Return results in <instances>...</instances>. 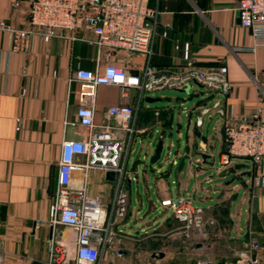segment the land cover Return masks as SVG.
<instances>
[{
  "label": "crops",
  "instance_id": "obj_1",
  "mask_svg": "<svg viewBox=\"0 0 264 264\" xmlns=\"http://www.w3.org/2000/svg\"><path fill=\"white\" fill-rule=\"evenodd\" d=\"M12 1L0 0V20L23 27L26 25L24 7L15 9ZM148 1L158 9L149 55L151 64L181 67L184 63L182 43L187 42L188 58L193 63L219 62L226 66L230 84L228 92L223 96L207 95L195 105L197 107L205 102V105L211 106L209 116L216 114L213 131L219 136L220 153L224 147L222 125L228 117H247L257 107L264 111V45L251 49L250 31L237 20L235 7L238 0ZM162 31L165 33L162 34ZM10 43V33L0 29V264H48L46 240L53 237L57 242L67 243L73 237L70 228L51 223L48 214L60 141L62 138L85 137V128L76 123L75 116L84 85L82 81L72 79L71 73L76 67L92 69L106 62L138 73L147 56L117 48H102L96 54L95 46L85 41H70L64 37L42 41L36 34L28 36L21 50H9ZM173 100L164 92L154 96L141 94L138 100L136 88L128 87L122 94V88L116 84H96L92 97L93 121H105L108 105L128 102L135 107L131 138L133 134L145 135L152 125L160 127V136L164 127L170 126ZM17 116L20 118L18 129ZM110 120L114 122L113 118ZM193 131L200 132L196 124H193ZM113 132L116 136H123L122 130L115 129ZM199 143L204 151L210 152L204 139L200 138ZM186 146L184 149H188ZM77 158L82 156L77 155ZM136 160L138 158L134 162ZM193 161L199 166V160ZM246 169L249 175L242 182L245 188L244 224L240 232L241 227L237 223V237L230 235L233 219L228 199L222 198L206 206L226 200V233L240 244L234 251V260L243 251L246 238H254L264 244V162L258 171L251 164ZM104 172L99 168L88 169L85 186L89 193L98 195L109 208L115 191L120 190L123 173L121 177L114 173L113 179H107ZM71 176L72 182H76L79 172L73 170ZM121 191L124 193V205L121 212L115 215L112 225L117 234L114 245L121 251L122 258L130 254L141 260L153 257L158 248L159 231L169 228L167 223L171 218L177 219L171 212L149 230L141 226L132 233L126 232L121 224L129 211L126 194ZM179 228L187 234L192 230ZM251 253L264 258V246Z\"/></svg>",
  "mask_w": 264,
  "mask_h": 264
},
{
  "label": "built area",
  "instance_id": "obj_2",
  "mask_svg": "<svg viewBox=\"0 0 264 264\" xmlns=\"http://www.w3.org/2000/svg\"><path fill=\"white\" fill-rule=\"evenodd\" d=\"M11 5L15 9L24 7L26 25L19 27L0 20V29L8 31L11 36L9 50H21L28 36L36 34L42 41L51 37L82 40L94 45L96 54L102 48H117L147 56L138 73L109 62L92 69L76 67L71 73L72 79H78L84 85L75 116L76 123L85 128V137L62 138L60 141L48 214L51 223L70 228L73 237L67 243L49 237L46 240V261L48 264H109L121 256V251L114 245L117 234L112 225L115 215L123 208L124 193L115 191L107 208L98 195L87 191L85 178L90 168L113 170L121 177L131 140L135 107L128 102L110 104L105 108V121L95 123L92 107L94 86L116 84L122 88V94L126 88L133 87L138 90V100L143 92L192 87L193 84L223 96L230 87L226 66L219 62L193 63L188 58L187 42L182 43L184 63L181 67L151 64L149 55L158 9L148 0H13ZM235 8L239 24L250 31L251 49L264 45V0H238ZM174 46L177 47V43ZM15 121L18 129L19 116ZM115 129L122 130L123 136L114 135ZM222 131L224 147L219 153L217 171L225 169L232 156L249 157L252 168L258 171L264 162V111L257 107L247 117H228ZM77 155L82 158H77ZM192 164L197 166L195 161ZM73 170L79 172L76 182H72ZM255 180L257 183L258 176ZM159 205L171 210L182 229L200 227L202 208L194 204L189 193H180L173 198L161 197ZM261 246L264 244L258 240L246 238L243 251L226 264H264V258L251 253Z\"/></svg>",
  "mask_w": 264,
  "mask_h": 264
},
{
  "label": "rangeland",
  "instance_id": "obj_3",
  "mask_svg": "<svg viewBox=\"0 0 264 264\" xmlns=\"http://www.w3.org/2000/svg\"><path fill=\"white\" fill-rule=\"evenodd\" d=\"M167 93L173 97V112L170 126L164 127L159 136L160 127L149 126L143 136L133 134L126 157L124 173L120 181V190L126 194V215L121 227L132 233L135 229L144 226L151 229L154 224L161 222L171 213L168 207L159 205V198L175 197L178 193L190 192L193 202L203 207L200 227L192 229L188 234L181 231L179 223L171 218L167 223L169 228L159 231L158 248L153 257L138 259L130 254L127 257H116L109 264H226L234 261L235 252L240 244L227 236L228 218L226 216V200L228 199L233 228L230 235L237 237L239 222L242 232L244 219V190L242 182L248 175H236L244 168H234L235 163L247 164L251 160L247 156H232L225 169L217 171L220 165L219 136L213 131L216 124V114L209 116L210 109L202 116L200 110L209 105L205 102L195 107L196 102L203 100L207 95H215L202 86L193 84L185 90L164 88L155 91L143 92L142 96ZM150 103H157L151 101ZM211 108V107H210ZM201 115V123L197 125L199 134L193 131L195 116ZM204 139L206 149L210 151L207 162L201 163L197 155L184 157L181 169H176L179 155L185 145L189 148L193 141L200 146L199 139ZM158 139H161V149L156 160L150 162L149 156ZM200 146L198 148H202ZM212 157V161H211ZM138 158L136 162L134 159ZM174 163H170V159ZM199 160L197 167L192 161ZM203 167V168H202ZM246 167V168H247ZM209 175L208 178L206 176ZM236 175V176H235ZM206 207V208H205ZM143 228V229H144ZM138 248V244L135 245ZM136 250V249H135ZM161 253V255H159ZM142 262V263H141Z\"/></svg>",
  "mask_w": 264,
  "mask_h": 264
},
{
  "label": "water",
  "instance_id": "obj_4",
  "mask_svg": "<svg viewBox=\"0 0 264 264\" xmlns=\"http://www.w3.org/2000/svg\"><path fill=\"white\" fill-rule=\"evenodd\" d=\"M238 20V18H237ZM187 87L185 88H177L179 90H185ZM216 104V103H215ZM213 104V105H215ZM211 106H207L204 107L200 110V114H202V116L210 109ZM201 115H196L195 116V124L199 125L201 123ZM162 143H161V139H158L155 143V146L153 148V152L150 154L149 156V161L152 162L154 160H156V158L159 156V152L161 149ZM200 146H198L197 142L193 141L191 143V145L189 146L188 149H185L181 155H179V159L177 161V166L176 169L181 168V166L183 165L184 162V157L187 156V158L190 160V156L192 155H197L200 158V162L204 163L207 162V158L210 157L211 155L204 151L203 148H198ZM172 159V158H171ZM171 162V160H169ZM211 161H212V157H211ZM234 168H244L239 172V175H249V170L246 169L247 164L244 163H235L233 165ZM105 178L107 179H113L114 178V171L113 170H105L104 172ZM159 255H161V253H159ZM154 256V254H153Z\"/></svg>",
  "mask_w": 264,
  "mask_h": 264
}]
</instances>
